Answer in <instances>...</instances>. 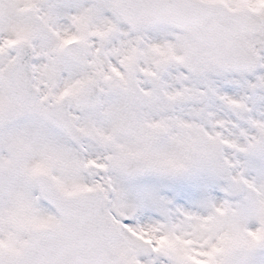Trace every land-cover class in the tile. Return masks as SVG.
Listing matches in <instances>:
<instances>
[{
    "label": "snow or ice",
    "instance_id": "1",
    "mask_svg": "<svg viewBox=\"0 0 264 264\" xmlns=\"http://www.w3.org/2000/svg\"><path fill=\"white\" fill-rule=\"evenodd\" d=\"M0 264H264V0H0Z\"/></svg>",
    "mask_w": 264,
    "mask_h": 264
}]
</instances>
